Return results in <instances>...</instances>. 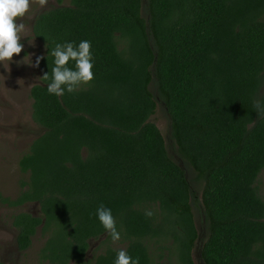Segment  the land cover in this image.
<instances>
[{"label": "trees", "instance_id": "1", "mask_svg": "<svg viewBox=\"0 0 264 264\" xmlns=\"http://www.w3.org/2000/svg\"><path fill=\"white\" fill-rule=\"evenodd\" d=\"M32 32L46 45L41 76L51 75L47 54L57 43L88 40L94 79L59 97L50 81L30 88L32 119L44 131L18 159L28 177L17 195L0 196L10 207L39 205L40 216L12 214L17 249L40 230V264H113L120 249L140 264H165L151 258L150 240L160 257L166 250L173 264H194L195 207L207 230L203 264H264L256 185L264 115L254 107L264 108V0H70L37 14ZM152 83L178 154L203 183L200 197L149 120ZM101 204L124 247L87 259L89 241L107 234Z\"/></svg>", "mask_w": 264, "mask_h": 264}, {"label": "rangeland", "instance_id": "2", "mask_svg": "<svg viewBox=\"0 0 264 264\" xmlns=\"http://www.w3.org/2000/svg\"><path fill=\"white\" fill-rule=\"evenodd\" d=\"M145 1L142 0L143 6ZM69 4L70 0H48L45 7H40L35 2L31 3L29 12L21 21H18L25 25L20 41L24 48L18 56L14 55L13 61L9 65L10 71L0 65V196L13 198L17 195L20 190V181L27 180L28 177L27 173H22L19 170L18 159L28 151L31 141L44 131V128L32 119V99L29 94L31 86L40 82V65L39 67L29 66L27 63L30 62V58H26L24 63H19L25 55L30 54L31 61L35 64L36 58L42 57L45 53L43 43L32 32L34 18L44 10ZM142 14L144 17L146 16L144 10ZM150 90L155 98L156 108L149 120L160 129L169 156L184 169L186 177L200 197L203 183L196 179L195 171L178 154L170 133L169 114L159 100L153 83L150 85ZM261 92H264V80ZM256 185L260 196L264 199V169L260 172ZM19 211L41 215L37 202L10 207L0 201V261L5 264H40L38 252L45 240L40 230L34 235L30 248L25 251L17 249L16 228L11 223V216ZM193 214L198 239L192 249V260L194 264H203L199 249L207 234L206 224L203 216L195 207H193ZM107 246L124 247L120 240L114 243L111 237L107 238V234H103L99 238L89 241L86 258L93 259ZM149 250L154 262L173 264L174 259L168 251H162V257L159 256L160 250L154 240H150ZM70 264L75 263L71 262Z\"/></svg>", "mask_w": 264, "mask_h": 264}, {"label": "clouds", "instance_id": "3", "mask_svg": "<svg viewBox=\"0 0 264 264\" xmlns=\"http://www.w3.org/2000/svg\"><path fill=\"white\" fill-rule=\"evenodd\" d=\"M33 2L40 7H45L48 0H0V65L8 71H10L9 65L14 55L18 56L24 48L20 41L25 25L18 21H21L29 12ZM48 55L54 58L51 75L48 72L39 78L50 81L47 84V91L50 95L59 97L63 96L65 91L73 93L94 79L91 41L82 40L78 45L75 42L57 43ZM26 58H30L27 64L31 67H39L41 59H44V57H37L33 64L31 55L28 54L19 63H24ZM70 63L72 67H69ZM254 107L258 116L264 115V108L261 107L259 101L254 102ZM145 215L151 217L153 213L146 211ZM96 216L112 241L118 242L121 236L111 209L101 204L96 209ZM113 264H140V261L139 257L133 258L126 250L120 249L116 252Z\"/></svg>", "mask_w": 264, "mask_h": 264}]
</instances>
